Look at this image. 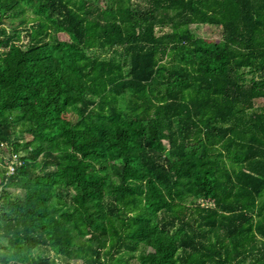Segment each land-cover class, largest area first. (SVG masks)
<instances>
[{
  "label": "trees",
  "instance_id": "trees-1",
  "mask_svg": "<svg viewBox=\"0 0 264 264\" xmlns=\"http://www.w3.org/2000/svg\"><path fill=\"white\" fill-rule=\"evenodd\" d=\"M263 99L264 0H0V264H264Z\"/></svg>",
  "mask_w": 264,
  "mask_h": 264
},
{
  "label": "rangeland",
  "instance_id": "rangeland-1",
  "mask_svg": "<svg viewBox=\"0 0 264 264\" xmlns=\"http://www.w3.org/2000/svg\"><path fill=\"white\" fill-rule=\"evenodd\" d=\"M96 5H98L99 7L101 8H106L107 7V4L109 2V0H92ZM141 1V0H139ZM144 4V3H143ZM5 26L7 28H11V24L10 22H6L5 23ZM171 29L168 27V28H165L163 31L161 30H157V33L158 34H162L163 32H169ZM193 30L195 32V34L197 35V37L199 38H203L204 40L208 41V42H212L214 40H217L220 38L221 36V31L219 28H216V27H205V26H193ZM59 38L61 40H65V41H68L69 38L66 34H59ZM27 42V39L26 37H24V43ZM256 105L257 106H263L264 105V99L263 100H259L256 102ZM29 138V137H28ZM167 143V142H166ZM9 154H6L5 156L8 157ZM9 169L10 171H12V166H9ZM13 193L15 194H19L21 193L19 190L17 189H12ZM72 264H81V261L77 260V261H73Z\"/></svg>",
  "mask_w": 264,
  "mask_h": 264
},
{
  "label": "built area",
  "instance_id": "built-area-1",
  "mask_svg": "<svg viewBox=\"0 0 264 264\" xmlns=\"http://www.w3.org/2000/svg\"><path fill=\"white\" fill-rule=\"evenodd\" d=\"M12 171H13V168H12Z\"/></svg>",
  "mask_w": 264,
  "mask_h": 264
}]
</instances>
